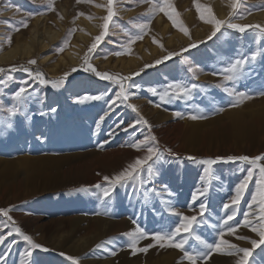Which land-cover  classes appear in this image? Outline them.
<instances>
[{
    "label": "rangeland",
    "instance_id": "1",
    "mask_svg": "<svg viewBox=\"0 0 264 264\" xmlns=\"http://www.w3.org/2000/svg\"><path fill=\"white\" fill-rule=\"evenodd\" d=\"M198 2L209 6L220 20L264 26V0H238L235 9L233 0H222L225 18L219 16L209 0ZM195 3L196 0H171L178 23L189 29L185 34L166 13L150 11L152 5H161L162 0H114L115 15L109 22L108 34L93 53H88L95 38L104 32L108 0H0V54L13 46L12 40L22 28L21 21L32 22L37 15H47L53 26L58 27L57 21L66 26L60 37L63 40L59 38L41 56L0 62V68L5 70L0 73V208L10 209L13 218L8 221L0 214V234L4 236L0 260L4 264H74L68 256L77 258L79 264H190L183 259L181 250L159 245L134 255L127 247L129 238L123 234L134 229L133 221L147 233L168 234L181 219L174 213L198 215L199 204L206 202L205 215L198 216L192 231L176 237L177 241L188 240L186 251L198 252L205 249L197 235L214 243L219 232L225 230L223 221L227 215L237 213L229 221L233 227L243 220L254 182L249 183L239 205L225 210L223 204L230 202L235 185L252 166L243 161L215 164L202 161L264 155V96L257 95L264 91V34L256 29L240 32L225 25L208 39L214 25L199 19ZM62 7L67 15L62 13ZM188 9L193 12L192 18L185 16ZM81 21H94L98 30L78 54L79 59L71 62L67 51L73 48L75 34L88 32ZM140 23H149V27L136 28ZM199 29L203 30L202 35L194 36ZM137 36L141 38L134 39ZM192 43L198 46L140 71L145 64H154L169 52L179 53ZM118 52L121 54L117 55ZM253 52L261 55L250 60L244 78L235 85L213 74L234 59L250 57ZM46 55H50L48 62L43 61ZM85 56L98 71L112 69L117 76L132 77L124 81L130 93L126 104L136 105V111L124 105L115 110L107 107L112 98L110 93L118 90L117 86L85 71ZM31 60L37 63L30 64ZM28 66L35 68L30 69L32 76L22 70L11 71ZM55 66L58 73L54 76L49 67ZM73 68L78 71L72 72ZM189 68L196 69L194 78ZM38 72L50 81H60L64 73L70 75L56 86H45L33 79ZM138 72L139 75H133ZM173 82L196 83L199 87L193 90L191 99L171 103L160 101L148 91L156 87L162 92ZM133 85L136 87H130ZM20 87L28 91L22 101H16L14 93ZM233 87L254 98L229 107L237 98L225 88ZM85 94L102 98L77 103V98ZM13 105L20 109L14 117L8 112ZM52 107L57 110L51 112ZM233 109L238 112L233 114ZM177 111L184 115L177 117ZM189 112L206 118L192 120L188 118ZM140 117L151 127L143 123L128 127ZM149 134L156 137L162 150L170 148L176 155L154 166L158 175L151 182L147 180L145 165L141 172L143 184L128 181L125 186H116L109 198L101 197L102 187L106 186L104 176L118 174L135 158L146 155L148 146H154L151 141L139 149L131 146ZM26 155L28 159H21ZM258 172L256 168L254 179ZM96 184H101V189H96ZM198 191L205 195L193 201L192 195ZM252 213L249 219L258 226V205L253 206ZM13 222L48 250L32 248L14 232ZM241 236L248 239H239ZM85 239L91 243L81 247ZM225 239L241 248L253 249L248 264H264V244L252 245L251 240L260 237L251 227L241 223L236 235L227 234ZM151 243L154 241L149 238L141 239L138 247ZM111 251H116V255H111ZM241 255L214 253L206 264H236Z\"/></svg>",
    "mask_w": 264,
    "mask_h": 264
},
{
    "label": "snow or ice",
    "instance_id": "2",
    "mask_svg": "<svg viewBox=\"0 0 264 264\" xmlns=\"http://www.w3.org/2000/svg\"><path fill=\"white\" fill-rule=\"evenodd\" d=\"M113 4L114 0H108V13L107 16L104 17V23H103V29L104 32L101 35H98L95 38V42L92 43V45L88 49V53H93L94 50L99 46V44L104 40V37L108 34L109 29V22L112 21L115 12L113 10ZM195 6L197 8V11L199 13V18L207 23H211L214 25V30L211 33V36L208 37V39H212L217 35L218 32L221 31V29L226 25L230 29L238 30L240 32H244L247 29H256L260 31L262 34H264V26L262 25H251V24H236L231 23L229 21L220 20L215 17V15L212 12V9L207 5H201L198 0H196ZM233 8L235 9L238 6V0H233ZM150 11L155 13L156 11H161L167 14L168 18L173 21L174 24H176L178 27H180V30L183 31L185 34L189 33V29L187 27L181 26L177 21V14L176 10L171 4V0H162L161 5H152L150 8ZM26 26V25H25ZM149 27V23H140L136 25V28L144 30ZM141 37L137 36L134 39H140ZM131 43V41H130ZM197 43L189 44L187 48L181 49V52H169L167 55L163 56L161 59H157L154 64H145L144 68H142L140 71L143 72L145 69L154 67L155 65H159L161 63H164L165 61H168L172 59L173 57L179 56L184 52L189 51V49L197 47ZM61 51L63 49H60ZM129 51L131 49L129 48ZM121 53H117V55H120ZM261 55L260 52H253L250 57H243V58H236L234 59L228 66L223 67L218 72H214V75H221L224 77L225 81H230L235 85L239 81H241L244 78L245 75V66L249 64L250 60L254 61ZM85 63L87 64V68L84 69L85 71L93 72L96 77L108 81V82H114L117 86L118 90H115L113 93H110L112 98L108 102L107 107L109 109L115 110L120 105H124L131 109L132 111H136V105L134 104H126V102L129 99V91L125 88L124 81L125 80H131L132 77H125V76H117L113 75L108 72H101L96 70V68L91 64L88 63V56H85L84 58ZM30 64H36V60H31L29 62ZM22 70L25 73H27L29 76H32V72L29 68L23 67L22 69L12 68L11 71H18ZM5 70L0 68V73L4 72ZM72 72L78 71L77 68H73L71 70ZM189 72L193 74V78L195 77V68H189ZM140 73H134L133 75H139ZM70 75V73H64V76L61 78L60 81H50L46 79L43 75V73H36L33 79H35L38 84L41 85H49L56 86L57 84L63 82L67 76ZM11 79V77H9ZM130 87H136L135 85ZM199 87L196 83H191L190 85L182 84L180 82H173L169 83L164 91L158 92L156 87H151L148 89L149 92H151L153 95H156L159 97V100L162 102L171 103L173 100L176 99H191L192 98V92L193 90L197 89ZM28 89L26 87H20L18 90L14 93V100L16 101H22L24 95L27 93ZM225 91L229 93L230 95L236 97L235 103H230L229 107H235L239 103L250 100L253 97V95L249 94L246 91H238L235 87L228 89L225 88ZM257 95L264 96V91L257 93ZM102 97L100 95H82L77 98V103H85L88 101H95L100 100ZM159 106V105H157ZM57 109L56 107H52L50 109L51 112H55ZM219 111H223V108H219ZM8 112L11 116H16L17 113L20 112V109L17 108L15 105L8 108ZM43 114V113H41ZM177 117H182L184 114L177 111L175 113ZM188 118L192 120L197 119H204L206 118L203 115H196L192 112L188 113ZM104 119L103 116L100 117V120L102 121ZM143 123L145 126L150 128L149 122L144 119L143 117H140L135 120L134 123L129 124V128H135L136 125ZM100 125L97 124V127ZM8 127H12L11 124L8 125ZM119 127V126H118ZM126 131V129H125ZM149 141L152 142V145L154 146H148L146 148V155L142 157L135 158L134 162L129 164L126 168L121 170L118 174L109 177L104 176L103 180L106 182V186H101V184H96V189H101L100 192L101 197L103 198H109L115 191L116 186H125L126 182L128 181H139L141 184H143V180L141 179V172L144 171V166L147 165V180L151 182L155 176L158 175V168L154 171V166H158L161 163H165L167 161L168 156H175L176 154L172 152L170 148L167 149H161L156 141V137L154 135H145L143 139H140L138 142L132 143V147L139 149L142 145L147 144ZM107 142V141H106ZM188 159H195V157H188ZM236 161H243L250 164L252 167H248L246 169V174L242 177V179L239 180V182L235 185L234 192L235 194L231 197L230 202L224 203L223 208L225 210H228L229 208L233 206H237L240 204L242 198L244 197L245 191L248 189V185L250 182H254L255 189L251 192L250 195V201L247 204V211L243 214V220L237 222V227L242 223L243 225L251 227V231L254 233H258L260 239L259 240H251L252 245L258 246L259 244H264V163H259L260 161H264V155H257L254 157L248 156V155H241V156H227V157H215L214 159H207L202 161V163L205 164H215L217 162H236ZM151 162V163H149ZM258 168V177L254 179V176H256L255 169ZM133 190H136V185H133ZM82 191H88V189H82ZM154 191V189H153ZM170 195V193H169ZM205 195L203 192H195L192 195V200H197L200 196ZM258 205L259 209V219H258V226L257 224L253 223V220L249 219V216L252 213L253 206ZM207 209V203L201 202L199 204V213L198 215H187L184 213L176 212L174 213L176 216L181 217L180 222L175 225L174 230L170 231L168 234H163L161 232H155V233H147L143 227L136 224L135 221H133V224L135 225L134 229L124 233L123 235L129 238V243L127 244V247L132 250V253L135 255L136 252H144L146 253L150 248L155 247L156 245H159L161 248L163 247H171L175 249H179L183 252V259H186L190 262V264H198L199 261L206 262L212 257L214 253H221V254H227V255H238L242 253L239 257V259L236 261V264H248L250 253L253 249L250 248H241L237 246L234 243H231L229 240L225 239V236L227 234H231L233 236L237 233V227H233L229 225V221H233L237 213L233 211L231 214L227 215L226 219H224L223 224L225 225V230L220 231L218 234V239L214 243H208L207 241L203 240L199 235L196 236V239L200 241V243L204 246V251H186L185 245L188 243L187 239H180L179 241L176 240V237L180 236L181 234H187L190 233L193 229L194 223L197 221L198 216L203 217L205 215ZM10 209L6 208H0V214L3 215V217H7L8 221H13V218L9 215ZM13 230L15 233L19 234L24 241L28 242L29 245H31L34 249H41L44 251H47L48 249L45 248L40 243H37L33 241V238L30 235L25 234L22 232L20 227H16L13 222ZM12 233L10 232L9 235ZM149 238L154 243L148 244L144 247H138L139 240ZM239 239H248L247 237H239ZM4 236L0 234V243H3ZM9 248L12 247L11 244L8 246ZM102 247V245H97V248ZM227 249V251H226ZM30 255L31 253H27ZM3 254L0 253V256ZM61 255H65L61 253ZM111 255L115 256L116 251H111ZM69 260H73L74 264H79V261L77 258H73L71 256L67 257ZM0 264H4L3 260H0Z\"/></svg>",
    "mask_w": 264,
    "mask_h": 264
},
{
    "label": "bare ground",
    "instance_id": "3",
    "mask_svg": "<svg viewBox=\"0 0 264 264\" xmlns=\"http://www.w3.org/2000/svg\"><path fill=\"white\" fill-rule=\"evenodd\" d=\"M210 3L216 8L217 13L219 16H224L226 13V10L224 8V5L222 3V0H209ZM225 3V2H224ZM229 4V3H228ZM184 6H187L186 4ZM194 6V5H193ZM195 9V6L193 7ZM62 13L64 15H67V10L65 7H62ZM70 13V12H69ZM129 13V12H128ZM196 14V13H195ZM258 14V13H257ZM264 14V13H262ZM217 15V14H216ZM185 16L187 18H192L193 12L192 10H187L185 13ZM263 16V15H262ZM56 17V16H55ZM70 17V16H69ZM220 17V18H221ZM259 17V15H258ZM264 17V16H263ZM225 18V16H224ZM31 19V18H30ZM69 19V18H68ZM200 19V18H199ZM256 19V18H255ZM261 19V18H260ZM60 20V19H59ZM83 20V19H82ZM103 20V19H102ZM61 21V20H60ZM161 21V19H160ZM159 21V22H160ZM204 22V21H203ZM52 21L49 20V17L47 15H37L32 22L27 21H21L22 28L19 29V33L15 36L13 41V46L8 49V51L3 52L0 54V62H6V61H13L16 59H27L34 57L36 55L41 56L40 53L44 50H47L53 45H55L57 40L61 37V34L63 31H65L66 26L57 21L55 25H52ZM80 23V22H79ZM81 26H84L87 28L88 32H78L76 33V38L72 42L73 48L69 51H67L68 60L71 62H76L78 58V54L84 49V45L90 40V37L93 33H96L98 28L97 25L92 22L88 21H81ZM163 24V23H162ZM26 25V26H25ZM188 26V25H187ZM213 27V26H212ZM73 28V27H72ZM201 28V27H200ZM75 29V28H74ZM81 29V28H80ZM78 30V29H77ZM81 31V30H80ZM164 31V30H163ZM195 32V31H194ZM203 30H197L194 34V36L198 37L202 35ZM184 37V36H183ZM185 38V37H184ZM61 39V38H60ZM63 40V39H61ZM87 46V45H86ZM221 46V45H220ZM82 57V56H81ZM150 58V57H149ZM66 59V58H65ZM64 59V62H65ZM81 59V58H80ZM50 55H46L43 58V61H49ZM63 62V61H62ZM54 63V62H53ZM62 64V63H61ZM48 65V64H47ZM60 65V63H59ZM50 66V64H49ZM58 66V64H56ZM55 67H49L50 71L54 73L57 72ZM62 66V65H61ZM126 67V66H125ZM127 69V68H126ZM130 69V68H129ZM59 70V69H58ZM58 73V72H57ZM233 114H236L238 110H232ZM231 112V110H230ZM229 113V112H228ZM240 113V111H239ZM237 116V115H236ZM188 120V119H187ZM185 123V122H184ZM193 123V122H192ZM194 124V123H193ZM15 127V126H14ZM185 128V127H184ZM188 130V129H187ZM31 157V156H30ZM23 160L28 159L27 155L24 158H21ZM2 160V159H1ZM3 161V160H2ZM105 175V174H102ZM109 175V174H107ZM110 176V175H109ZM96 178V176H94ZM98 180V179H96ZM105 182V181H104ZM89 239H85L82 241L81 247L86 246L88 244ZM98 241V240H97ZM95 242V240H94ZM91 241L89 242V244ZM94 244V243H93ZM171 259V258H168ZM173 260V259H172ZM134 261V260H133ZM170 262V261H169ZM168 262V263H169ZM167 263V262H166Z\"/></svg>",
    "mask_w": 264,
    "mask_h": 264
},
{
    "label": "trees",
    "instance_id": "4",
    "mask_svg": "<svg viewBox=\"0 0 264 264\" xmlns=\"http://www.w3.org/2000/svg\"><path fill=\"white\" fill-rule=\"evenodd\" d=\"M29 69H35V68H31V66H28ZM40 67L37 68V71H40ZM42 71V70H41ZM105 72H108V73H111L113 75H115V71L112 70V69H107ZM45 75H47L46 73H44ZM92 76H95V74L93 72H91ZM48 78H50L48 75H47Z\"/></svg>",
    "mask_w": 264,
    "mask_h": 264
}]
</instances>
